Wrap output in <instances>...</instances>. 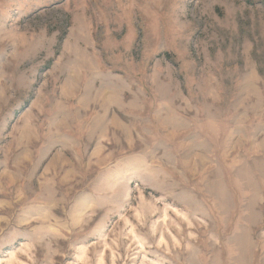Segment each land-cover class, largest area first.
Segmentation results:
<instances>
[{
  "label": "rangeland",
  "instance_id": "obj_1",
  "mask_svg": "<svg viewBox=\"0 0 264 264\" xmlns=\"http://www.w3.org/2000/svg\"><path fill=\"white\" fill-rule=\"evenodd\" d=\"M0 264H264V2L0 0Z\"/></svg>",
  "mask_w": 264,
  "mask_h": 264
},
{
  "label": "trees",
  "instance_id": "obj_2",
  "mask_svg": "<svg viewBox=\"0 0 264 264\" xmlns=\"http://www.w3.org/2000/svg\"><path fill=\"white\" fill-rule=\"evenodd\" d=\"M259 1H262V2H264V0H259ZM168 55V57H169V54H167Z\"/></svg>",
  "mask_w": 264,
  "mask_h": 264
}]
</instances>
